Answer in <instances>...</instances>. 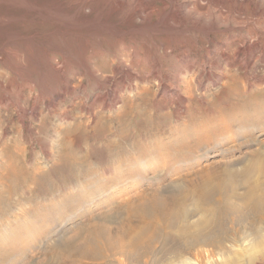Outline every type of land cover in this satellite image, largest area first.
Returning a JSON list of instances; mask_svg holds the SVG:
<instances>
[{
	"label": "rangeland",
	"instance_id": "1",
	"mask_svg": "<svg viewBox=\"0 0 264 264\" xmlns=\"http://www.w3.org/2000/svg\"><path fill=\"white\" fill-rule=\"evenodd\" d=\"M223 3L225 16L252 10ZM11 7L14 18L0 23V264H161L172 255L221 264L234 254L235 264H264V55L250 60L230 46L218 56L220 39L236 30L188 32L197 36L186 39L188 68L176 50L159 56L176 93L135 80L116 106L93 114L78 90L49 109L36 97L29 115L8 89L17 72L36 95L46 66L35 61L52 49L51 26ZM178 34H136L130 44L141 54L170 40L178 49ZM56 39L67 48L77 41ZM126 221L138 229L129 259L104 235Z\"/></svg>",
	"mask_w": 264,
	"mask_h": 264
},
{
	"label": "bare ground",
	"instance_id": "2",
	"mask_svg": "<svg viewBox=\"0 0 264 264\" xmlns=\"http://www.w3.org/2000/svg\"><path fill=\"white\" fill-rule=\"evenodd\" d=\"M225 1L4 0L5 6L0 7V23H6L14 18L9 15L14 10L11 6H14L17 11L32 13L34 19L50 21L49 26H51L48 44L52 49L46 51L44 57L42 56L43 58L37 57L35 61V63L46 66L45 70L40 71V89L36 91V95L32 96V92L35 91L33 81L28 75L24 76L21 73L14 72L17 79L11 85L12 88L8 90L12 91L13 89L16 96L12 99L13 101H9L19 112L25 111L29 114L35 110L34 101L36 97L38 99L47 98L46 107L49 109L66 97H72L80 90L83 98L80 105L84 109L82 110L88 114H93L96 106L104 109L116 106L121 100L122 90L128 89L130 92L134 90L133 87H136V84L134 85L133 82L135 80L143 82L147 80L149 82L148 79L150 78V80L156 81L161 86L163 94H167L170 90L176 93L177 86L173 87L169 83L168 74L162 72L163 65L159 56L160 54H172L176 50L174 55L177 59L180 58L185 67L188 68L189 53L188 48H186L187 45L185 46L186 39L191 35L187 36L188 32L196 33L197 31L199 33V31L204 30L205 35L208 36L209 34H221L222 32L236 30L241 33L237 36L230 35L225 38V41L220 39V45L217 49H214L218 56H224L230 46L236 54H240L243 58L249 57L250 60L254 57L255 52H258L259 56L264 55V38H260L259 35L264 34V2L262 3L264 0H232L241 7L249 4L252 6V10L248 14L236 11V15L228 14L226 16L222 12V9L224 10L223 2ZM200 9H204V12ZM250 22L252 23V29L243 32V25ZM175 31L182 34L181 37H178V39L183 40L178 43L182 44V47L179 46L178 49L171 45L170 40L162 45H155L154 50L150 49L152 46L149 48L143 45V54H141V50H136L130 44L131 38L135 37L136 34H141L148 39V36L166 32L175 37L177 34ZM67 34L77 41L68 48L55 45L54 41L57 40V37ZM106 34H111V40L103 43L96 42L97 39L100 40ZM88 37L95 40L89 41L87 40ZM192 37L197 38L196 35ZM57 54L63 56L59 61L57 60ZM105 64L109 65L108 69H102ZM74 67L75 69H73ZM206 72L207 74L211 73L210 68ZM176 75L178 76L177 73ZM172 81L174 80L172 79ZM90 89L91 93L88 91ZM55 92L57 97H52ZM68 94L71 95L68 96ZM180 97L182 99V96ZM5 102H7L6 99H4ZM123 225L125 224L123 223ZM121 226H118L115 231L104 229L105 243L113 253L124 255L129 259L130 248L135 242L138 229L137 225L135 226L131 222H127L123 227ZM261 241L264 242L263 237ZM235 256L236 254L221 264H235ZM184 260L181 255H172L161 264H185Z\"/></svg>",
	"mask_w": 264,
	"mask_h": 264
}]
</instances>
